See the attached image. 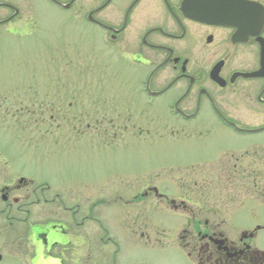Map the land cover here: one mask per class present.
I'll use <instances>...</instances> for the list:
<instances>
[{
	"label": "rangeland",
	"instance_id": "obj_1",
	"mask_svg": "<svg viewBox=\"0 0 264 264\" xmlns=\"http://www.w3.org/2000/svg\"><path fill=\"white\" fill-rule=\"evenodd\" d=\"M11 1L21 11L17 22L27 21L17 33L0 27V168L8 179L45 183L46 197L76 205L78 222L90 211L82 226L67 231L76 235L71 249L49 251L39 264H197L178 246L182 230L196 226L191 214L218 223L230 239L264 227V201L248 194L249 161L240 164V173H214L227 150L264 146V132L238 134L214 123L207 112L184 123L170 112L172 94L153 106L144 101L138 139L129 127L123 142L107 145L106 136L121 133L107 125L108 100L125 102L127 87L136 86L145 70L115 60L102 33L86 20L103 0H73L69 10L48 0ZM97 15L104 18L106 12ZM9 103L24 108L7 110ZM256 182L263 184L264 175L257 174ZM148 185L177 203L184 199L186 209L172 210L151 198L135 201ZM54 205L55 221L44 219L45 225L67 216ZM19 227L0 215V264H30V247ZM250 242L264 252V228ZM75 245L89 247L88 262Z\"/></svg>",
	"mask_w": 264,
	"mask_h": 264
},
{
	"label": "flooded vegetation",
	"instance_id": "obj_2",
	"mask_svg": "<svg viewBox=\"0 0 264 264\" xmlns=\"http://www.w3.org/2000/svg\"><path fill=\"white\" fill-rule=\"evenodd\" d=\"M10 1L0 0V27L8 25L6 30L17 33L27 18L17 22L22 18L21 11ZM48 1L63 8L58 0ZM116 1L103 0L101 5L90 10L89 22L102 33L101 41L106 50L115 55V60L143 66L145 75L138 76L136 86L127 87L125 102L108 100L107 125L118 126L121 133L112 132L106 136L109 137L107 145L123 142L122 133L129 127L135 131L131 135L138 139L140 121L144 120L141 113L144 101L153 106L156 99L172 94L169 108L174 112L173 117L184 123L207 112L214 123L238 134L251 136L264 132V0H249L253 2L248 7L249 20L218 24L185 16L181 11L182 0H128L123 4ZM103 9L106 15L101 18L97 13ZM76 16L72 20L77 19ZM106 93L114 95L113 91ZM9 104L7 110L24 108L22 104ZM145 118L153 119L152 116ZM223 157L218 160L214 173H240V164L249 161L246 168L252 179L248 183V194L264 201V183L256 182L257 174L264 175V146L227 150ZM4 174L0 168V176L5 178L3 181L0 178L3 204L0 215L10 225L20 226L27 248L30 247V264H39L42 255L49 251L52 255L54 249H71L69 246L76 235L69 237L67 231H76L82 226L84 220L90 218V211L83 213L82 221L78 222L76 205L67 204L57 195L46 197L45 191L49 188L45 183L35 184L24 176L8 179ZM149 198L163 200L172 210L187 207L184 199L177 203L152 185L145 186L134 196L137 202ZM54 203L67 216L56 219L58 224L45 225L44 219L55 221L50 218L54 216L50 211ZM191 217L196 226L182 230L178 246L197 264H264V253L251 247L250 240L257 230H245L230 239L218 228V223H209L206 218L201 221L194 214ZM86 234L90 235L89 226H86ZM47 237H50L49 250ZM84 242L80 244L85 245ZM74 248L80 247L75 245ZM81 251L88 262L89 247L84 246ZM50 259L59 262L58 258Z\"/></svg>",
	"mask_w": 264,
	"mask_h": 264
},
{
	"label": "water",
	"instance_id": "obj_3",
	"mask_svg": "<svg viewBox=\"0 0 264 264\" xmlns=\"http://www.w3.org/2000/svg\"><path fill=\"white\" fill-rule=\"evenodd\" d=\"M249 6L245 0H183L182 11L185 15L208 23H224L246 19L243 8ZM247 14V19L249 20Z\"/></svg>",
	"mask_w": 264,
	"mask_h": 264
}]
</instances>
